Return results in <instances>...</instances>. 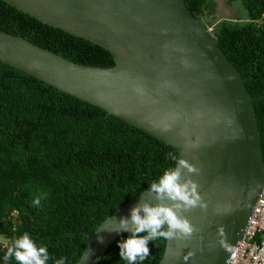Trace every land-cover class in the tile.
<instances>
[{"label":"water","instance_id":"95a60500","mask_svg":"<svg viewBox=\"0 0 264 264\" xmlns=\"http://www.w3.org/2000/svg\"><path fill=\"white\" fill-rule=\"evenodd\" d=\"M35 20L106 50L112 65L72 63L0 31V62L163 142L197 173L206 208L184 215L194 228L165 240L156 264H223L264 185L251 97L199 17L182 0H1ZM147 188L88 236L74 264H97ZM105 229V231H103ZM103 237V243L98 242Z\"/></svg>","mask_w":264,"mask_h":264},{"label":"trees","instance_id":"16d2710c","mask_svg":"<svg viewBox=\"0 0 264 264\" xmlns=\"http://www.w3.org/2000/svg\"><path fill=\"white\" fill-rule=\"evenodd\" d=\"M182 1L194 17L213 13V0ZM235 1L243 20L220 21L210 34L251 97L264 166V0ZM0 31L75 64L112 65L101 47L1 0ZM173 157L163 142L0 62V264H17L4 255L25 233L47 247L48 264L62 257L74 264L98 223L172 169ZM36 197L39 207L32 206ZM128 235H118L97 264H128L118 247ZM163 244L150 241V255L137 264H156Z\"/></svg>","mask_w":264,"mask_h":264},{"label":"clouds","instance_id":"9594fccd","mask_svg":"<svg viewBox=\"0 0 264 264\" xmlns=\"http://www.w3.org/2000/svg\"><path fill=\"white\" fill-rule=\"evenodd\" d=\"M185 170L188 174L198 172L186 160H177L175 168L165 170L157 181L151 183L148 191L155 203L141 196L140 201L130 209L129 216L119 220L112 218L118 227L106 231L129 234L126 239L118 241L120 259L128 264H137L150 255V241L159 238L183 240L192 235L194 228L184 213L197 207L206 208L207 205L202 201L198 184L184 175ZM40 203L41 197L32 200L33 207H39ZM98 242L103 243L102 236H98ZM12 258L17 264H48L50 256L47 247H38L25 233L7 246L4 260ZM65 260L62 257L54 264H65Z\"/></svg>","mask_w":264,"mask_h":264},{"label":"built area","instance_id":"2783aa9c","mask_svg":"<svg viewBox=\"0 0 264 264\" xmlns=\"http://www.w3.org/2000/svg\"><path fill=\"white\" fill-rule=\"evenodd\" d=\"M223 264H264V185L254 200L240 238Z\"/></svg>","mask_w":264,"mask_h":264},{"label":"rangeland","instance_id":"374dc122","mask_svg":"<svg viewBox=\"0 0 264 264\" xmlns=\"http://www.w3.org/2000/svg\"><path fill=\"white\" fill-rule=\"evenodd\" d=\"M213 1L215 4L211 16L204 14L199 17L209 32H211L210 30H212V26L220 21L231 22L235 18L237 21L243 20V11L240 9L238 1L233 0L231 5H228L229 3H226V0Z\"/></svg>","mask_w":264,"mask_h":264}]
</instances>
